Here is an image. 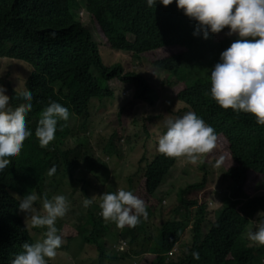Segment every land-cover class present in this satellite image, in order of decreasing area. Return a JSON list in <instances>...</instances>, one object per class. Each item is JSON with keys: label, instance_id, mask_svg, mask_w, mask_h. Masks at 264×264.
<instances>
[{"label": "trees", "instance_id": "1", "mask_svg": "<svg viewBox=\"0 0 264 264\" xmlns=\"http://www.w3.org/2000/svg\"><path fill=\"white\" fill-rule=\"evenodd\" d=\"M70 1L0 0V60L22 62L32 67L27 86L36 99L32 100V110L26 116L32 135L25 139L24 151L12 158L9 167L0 172V264H11L14 256L10 255L20 247L23 234L17 226L15 212L19 214L18 223L22 227L21 220L31 222L17 208L20 199L34 192L39 197L35 207L40 208L44 197H66L67 192L62 191L67 186H71L73 192L76 182L99 188L110 175L105 159H110L115 136L100 131L92 135L89 130L98 131L102 127L112 107V93L110 87H102L91 72L101 73L100 48L92 41L91 32L70 15ZM143 5L144 0H87V8L99 26V37L112 48L135 56L145 55V58L147 54L176 56L154 64L168 72L169 90L165 94L158 97L151 91L147 97L136 95V99H145L152 106L157 98L161 99L158 107L163 111L148 117L144 123L148 126L156 123L162 116L173 114L179 105L183 108L176 116L195 112L214 129L222 152L221 179L229 178L223 191L230 192L218 197L236 200L226 201L217 225L206 236L200 231L203 208L198 209L192 234L199 260L192 256H179L178 260H169L171 257L167 256H121L112 246L115 235L104 239L95 237L97 247L105 255L100 259H107V249L113 253L109 259L118 264H263V250L256 253L254 250L258 247L248 248L243 237L258 219L254 214L264 210V199H241L247 197L243 186H252L264 178V126L257 125L251 114H237L230 108L220 107L210 93V72L217 63L216 56L237 37L219 35L213 39V34L209 33L206 39L202 35L195 38L196 21L177 9L175 0L167 6L157 3L158 9ZM79 51L82 53L81 65L76 70L68 60L71 54ZM191 62L198 65L190 67ZM47 99H55L53 101L65 106L70 117L58 123L55 139L47 147H41L34 133L41 113L49 103ZM121 113L126 116V121L134 120L129 111L122 110ZM125 120L119 119L116 133L122 135L125 132ZM60 125H63L62 129ZM141 163L139 159L138 165ZM171 165V162L156 157L151 164L139 166L136 174L128 179L137 185L133 193L145 201L148 216L135 227L125 226L127 237L143 234L155 208L147 193L153 192ZM53 166L55 172L49 175L50 185L46 188L48 173ZM77 173H80L79 177ZM192 203L181 201L182 207L175 211L177 220L164 223L157 231L155 242L159 241V251L171 250L189 226ZM68 206L69 211L73 202L68 201ZM39 213L43 214V208ZM63 218L56 222L61 236L66 233ZM89 221L93 222L94 218ZM219 225H225L227 229ZM36 229L46 232L45 228ZM233 234H236L234 243L230 237Z\"/></svg>", "mask_w": 264, "mask_h": 264}, {"label": "clouds", "instance_id": "2", "mask_svg": "<svg viewBox=\"0 0 264 264\" xmlns=\"http://www.w3.org/2000/svg\"><path fill=\"white\" fill-rule=\"evenodd\" d=\"M157 3L167 6L172 4L173 0H144L143 6L158 9ZM175 5L177 9L183 11L185 16L196 21V30L193 32L195 38L202 35L206 39L209 33L213 34V39L219 35H235L237 37L229 47L216 56L217 63L210 72V93L220 107L230 108L237 114L241 112L251 114L254 116L257 125L264 126V0H175ZM69 13L85 30L91 32L92 41L100 48L101 73L97 74L92 70V74L98 78L102 87L104 86L101 81L105 82L106 87H110L112 102L117 100L118 104H122L119 111L114 113L113 127L103 121L102 127L98 131L90 129L89 132L92 135L99 131L114 135L113 148L110 149L109 158H117L119 154L115 140L122 142L124 133L122 135L116 133L115 128L119 119L124 118L125 120L126 118L121 111L128 108L134 120L131 118L128 121L125 120L126 129L131 124L133 126L139 124L142 131L140 143L143 151L140 157L144 166L151 164L156 157L165 159L172 165L166 170L153 192L147 193L148 197L155 203V208L152 210L154 214L149 215L143 234H136L134 237H127L124 227H135L148 216L145 201L133 193L137 185L133 189L129 188L128 190L127 187L126 190L120 189L116 192L101 194V190L110 181V175L104 185L99 188L92 187L90 183L76 182L74 192L79 193L80 197L84 199V207L74 212L73 223H70L71 210L68 211V201L72 202L71 194L67 193L66 197L55 195L51 199L44 197L40 208L35 207L39 199L36 193L25 195L19 200L17 208L31 222L20 219L22 227L18 223L19 214L15 212L17 226L23 235L20 247L10 255L14 256L11 264H49L48 261L56 256H69V254L73 256H83V254L105 256L97 247L94 241L95 237L100 236L104 239L106 236L114 235L116 238L113 240L112 246L115 248V252L121 256H192L199 260V253L194 251L192 234L195 223L194 217L198 209L203 208V222L200 231H202L203 236H206L217 225L218 219L226 207V201L234 202L236 200L233 197L219 198L227 196L230 191L227 189L223 191L229 178L221 179L223 162L220 161V155L222 152L219 143L216 142V133L211 126L207 125L202 118L192 111L181 116H176V113H168L162 116L170 118L164 121L166 131L159 137L158 142L152 137L153 124L148 126L144 121L142 123L135 121L137 94L147 97L153 91L158 97H161L169 90L166 82L168 72L156 67L155 62L175 59L176 56L147 54V58H145V55L135 56L124 50L112 48L99 37V26L87 8V0H71ZM87 21L92 22L93 30L86 26ZM95 32L96 38L94 37ZM51 35L54 36L55 34L52 33ZM89 54L93 55L91 51ZM81 57L80 51L73 53L68 62L77 70V67L81 65ZM142 58H144L147 69L155 73L153 79L143 70L145 67L141 65ZM0 61H6V59ZM16 63L26 66L22 90L19 93L16 92L8 83V79L3 80V77L1 78L3 83L0 82V172L9 167L12 158L24 151L25 139L32 135V131L27 127L26 116L32 110V100H36L32 89L27 86V80L33 69L25 63ZM197 65V62H191L190 67ZM163 73L167 74V77L164 81H160V76ZM26 74L28 75L25 79ZM123 89L129 91L131 98L126 99L123 96H118ZM53 100L55 99L46 100L49 103L42 111L38 126L35 128L34 134L41 147H47L55 139L58 123L67 121L70 117L69 110ZM140 100L149 107L141 114L143 117H154L163 111L162 108L158 107L161 99L157 98L154 106L145 99ZM111 112H113L111 109L108 110V114ZM60 127L62 129L63 125ZM147 141H150V147L147 145ZM150 148L153 151L158 150V152H154L155 155L149 159L147 154ZM213 149L215 155L212 160L195 164L201 154L209 153ZM181 166L192 167L199 174H202L198 182L188 183L184 188H179L177 191V200L180 203L177 209L182 207L181 201L193 202L189 207L191 223L182 232L171 250L161 252L159 251V241L155 242L157 231L164 223L177 220L175 214L177 209L174 211V219H167L158 227L148 226V222L156 218L155 213L159 205L156 194L160 187L164 184L167 176L178 171ZM207 167H211L213 170L218 169V185L212 193L204 188L207 182ZM62 171L63 169H61ZM54 172L55 167L53 166L49 170V175ZM79 176L80 173H77V177ZM128 181L127 185L130 186L131 180ZM67 187L72 188L71 186ZM243 190L247 197L241 200L264 199V194L255 193L264 190V178L258 179L252 186L250 184L243 186ZM193 192V199L187 200V195ZM98 198L100 200L96 202ZM42 208L43 214H40L39 210ZM240 213L243 215L242 212ZM254 215L258 218L253 221L254 230L247 233V238L253 243L248 242L247 247H258L254 250L256 253L262 249V256H264V210H259ZM91 217L94 218L93 222L89 221ZM58 218H63L62 222L66 230L63 236L58 234L59 230L56 227ZM24 222L29 229L26 228ZM219 226L227 229L225 225ZM36 228H45L46 232ZM31 232L40 234V241L34 243ZM235 236L236 234L230 235L233 243ZM91 246L94 247L92 252L89 251ZM76 247H79V250L76 251ZM105 251L106 256L107 254L113 256L110 250L106 249Z\"/></svg>", "mask_w": 264, "mask_h": 264}, {"label": "rangeland", "instance_id": "3", "mask_svg": "<svg viewBox=\"0 0 264 264\" xmlns=\"http://www.w3.org/2000/svg\"><path fill=\"white\" fill-rule=\"evenodd\" d=\"M86 26L90 29L93 30V25L91 21L86 22ZM94 37L96 38V32ZM220 55V54H219ZM218 55V58H219ZM7 61V62H6ZM0 61V78L3 80L8 79V83L11 85V87L16 90V92H20L23 87V78L26 73V66H24L21 63H16L14 61ZM145 68L143 70L151 75L152 79L155 76V73L149 69L144 64V58H142V63ZM26 77L25 79L27 78ZM167 77V74L163 73L160 76V81H164L165 78ZM23 81V82H22ZM101 84L106 87V84L104 81H101ZM120 94L118 96H123L124 98H131V95H129V91L123 89L122 91L119 92ZM125 99V100H126ZM136 105V117L135 121H142L145 122L147 117L141 116L143 112L148 106L144 103V101L137 99L135 101ZM122 106V104H118V101L112 102V107L111 110L113 112L109 113L104 121L109 124V126H114V113H117L119 111V108ZM183 107L179 105L175 110H173V113H177L179 110H181ZM125 110L129 111L128 108H125ZM168 116V115H167ZM170 117H162L160 118L156 123L153 124L152 127V137L154 140H157L159 137L166 131V128L164 126V121ZM163 130V131H162ZM124 140L122 142H119L117 139L115 140V143L117 144V149H118V154L119 156L117 158L111 157L110 160L108 158L105 159L107 162V165L109 166L110 170V181L109 183L105 186L104 189L101 190V194L105 192H116L120 189L126 190L128 187L130 189H133L135 187V182H131L130 186L127 183L129 182L128 179L136 174L138 171L137 168L139 166H144V162L138 165L139 159H141V154H142V149H141V143L140 139L142 138V131L140 130L139 124H136V126H128L126 131L123 134ZM147 145L150 147L151 143L150 141H147ZM154 152H158V150L153 151L151 148L148 151V157L151 158L154 156ZM214 149L205 154H201L197 162L195 164H199V162H208L214 158ZM61 172V170H60ZM174 172V171H173ZM97 175L98 173L95 172ZM202 174H199L196 169H192V167H184L181 166V168L176 171L175 173H171L167 176L164 184L160 187L159 192L156 194V198L159 201V205L156 209V218L153 219L152 221L148 222V226H151L153 228L158 227L160 223L164 222L167 219H174V211L179 208L180 203L177 200V191L179 188H184L186 184L188 183H194L198 182L201 178ZM101 179V177H100ZM218 169L213 170L211 167H207V182L204 188H206L210 193H212L217 185H218ZM50 185V178H49V173L47 177V181L45 183L46 188L49 187ZM65 192L68 194L72 195V202H73V207L70 212V223H73V217H74V212L79 210V208L84 207L83 206V201L84 199L80 197L79 193L73 192L72 188L66 187L64 189ZM49 191H47L48 193ZM259 192V193H258ZM255 193L257 194H264L263 191H256ZM193 193L187 195V200H192L193 199ZM99 198L96 199V202H99ZM164 201V203H162ZM25 226L27 229L28 225L24 222ZM250 230H254L253 228L247 229L245 235H244V240L247 242H251L247 238V233ZM75 233L77 231L75 230ZM31 237L33 238L34 243L40 241V234H35L34 232H31ZM81 236V235H80ZM79 250V247H76V251ZM94 250V247H90L89 251L92 252ZM89 252V253H90ZM90 256L88 254H83V256H73L69 254V256H56L55 258L51 259L48 261L49 264H118L109 259V254H107V259H100L101 256ZM179 256H174L169 258V260H178ZM264 264V260H263Z\"/></svg>", "mask_w": 264, "mask_h": 264}]
</instances>
